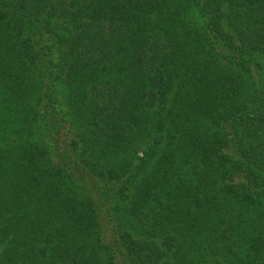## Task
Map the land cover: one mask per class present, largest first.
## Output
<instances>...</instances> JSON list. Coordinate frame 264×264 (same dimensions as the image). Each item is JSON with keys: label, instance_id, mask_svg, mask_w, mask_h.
<instances>
[{"label": "trees", "instance_id": "obj_1", "mask_svg": "<svg viewBox=\"0 0 264 264\" xmlns=\"http://www.w3.org/2000/svg\"><path fill=\"white\" fill-rule=\"evenodd\" d=\"M0 264H264V0H0Z\"/></svg>", "mask_w": 264, "mask_h": 264}]
</instances>
